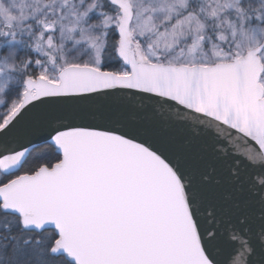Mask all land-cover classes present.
Masks as SVG:
<instances>
[{"label": "snow or ice", "instance_id": "1", "mask_svg": "<svg viewBox=\"0 0 264 264\" xmlns=\"http://www.w3.org/2000/svg\"><path fill=\"white\" fill-rule=\"evenodd\" d=\"M0 264H264V0H0Z\"/></svg>", "mask_w": 264, "mask_h": 264}, {"label": "water", "instance_id": "2", "mask_svg": "<svg viewBox=\"0 0 264 264\" xmlns=\"http://www.w3.org/2000/svg\"><path fill=\"white\" fill-rule=\"evenodd\" d=\"M21 132L23 133V129L21 130Z\"/></svg>", "mask_w": 264, "mask_h": 264}]
</instances>
